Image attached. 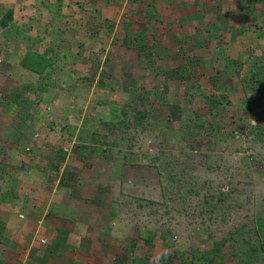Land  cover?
I'll return each instance as SVG.
<instances>
[{"label":"rangeland","instance_id":"1","mask_svg":"<svg viewBox=\"0 0 264 264\" xmlns=\"http://www.w3.org/2000/svg\"><path fill=\"white\" fill-rule=\"evenodd\" d=\"M119 8L110 20L81 18L74 34L19 39L20 51L45 50L33 66L49 63L39 74L21 64L17 84L0 88V220H23L3 235L18 247L6 239L0 250L19 264H64L40 260V250L24 257V242L55 243L56 231L76 240L62 253L73 264H194L193 253L217 242L213 264H239L235 248L264 264V250H252L264 238V96L245 81L254 70L264 76L258 7Z\"/></svg>","mask_w":264,"mask_h":264},{"label":"crops","instance_id":"2","mask_svg":"<svg viewBox=\"0 0 264 264\" xmlns=\"http://www.w3.org/2000/svg\"><path fill=\"white\" fill-rule=\"evenodd\" d=\"M135 1L139 0H0V44L5 47L2 48L0 52H5V55H3L2 58H4V61L6 62L4 63L5 69L0 72V84L4 83L3 80L7 83V86L2 84L3 86L1 87L0 85L2 91L1 93L5 91L7 92L10 87L12 89L14 85L17 84L15 82L17 80L15 78V70H19V67L22 66L21 61L25 58V55L27 56L28 53L39 55L45 54V50H38L37 52L31 46H26L22 51H20L21 47L24 46H22V44L20 45L19 39L25 38L27 41H30V39L35 41L33 37L41 36L43 35V32L52 33V35H62L63 32H65V29L69 31V34H74V30L77 29L79 24L78 21L81 20V18H90L97 23L103 19L110 20L111 16L108 15V12L116 13L118 6L121 8H119L120 10H125L127 8V4L134 3ZM247 1L251 3V5L258 7L256 8L258 18L264 19V0ZM261 5H263V7H261ZM121 12L122 11H120V13ZM250 12L251 9L249 10V13ZM23 89H25V87L17 91L19 92L18 94L21 98V92ZM13 91L15 92V90ZM7 113L9 117V113L11 112L8 110ZM9 126L10 124L6 127ZM17 218L18 217L14 216L11 218V215H8L4 221L0 220V243L3 244V241H6L7 239V243L11 245L10 249L18 247V244L13 242L14 238L9 236H7L8 238H5L4 240L3 235H5V231L10 229L12 225L20 226L23 220H20L19 218L18 220ZM54 219H48L47 222L52 220L53 224L55 221L56 225V219ZM62 226L67 228L64 225ZM51 232H53L54 238L58 240H56L55 243L48 242L46 238L45 243L37 241V245H33L32 240H29L27 244L24 242V245L27 248V251H24L25 259L29 256V250L33 249L40 250V260L46 257L48 260L53 262L56 258L54 261L55 263L62 262L64 264H73L74 261L71 260L72 258L63 257L62 253L66 251L70 254L74 247L73 249L69 248L71 245L67 244H74L76 243V240L73 239V236L67 235V232H62L60 234L56 231ZM30 235L31 234H29V237ZM20 237L23 236L20 235ZM66 239L70 240L67 241ZM21 241L20 243L23 246ZM51 246H54L53 249ZM56 246L59 248L56 249ZM87 249L89 250V247H87ZM3 250H0V252L2 251L1 253H3L0 255V264H19L17 257L16 259H13V257L8 255V251L6 252L5 249ZM77 258L79 260V257ZM90 262L91 259L86 263L90 264Z\"/></svg>","mask_w":264,"mask_h":264},{"label":"trees","instance_id":"3","mask_svg":"<svg viewBox=\"0 0 264 264\" xmlns=\"http://www.w3.org/2000/svg\"><path fill=\"white\" fill-rule=\"evenodd\" d=\"M139 40L140 41H139V44L137 45V47H139V50L142 52L143 51V45H141V44H142V41L144 40V38L141 37ZM33 58H34L33 53H28L27 56L25 55V58L22 59L21 64L23 66L29 68L31 71L39 74L47 66L46 64H47V62L49 63V60H47L45 64L33 66L32 65L34 62ZM177 74H179V72H177ZM245 81H246V85L249 86L250 89L254 88L253 89L254 92L256 90L257 93H260L261 95L264 96V76H262L261 71H259V70L252 71L251 74L247 77V79ZM28 89L29 88L23 89L21 94L22 95L25 94V91ZM15 94L16 93L9 94L11 96L10 104H12L13 106L16 105L15 103L19 102V99L14 98ZM9 95L7 96V99H9ZM22 98H23V96H22ZM20 99H21V97H20ZM206 99H207V103L212 108L214 106L215 97L208 96V97H206ZM33 138H36V137H34V135H33ZM26 148H27V151H29L31 146L29 145ZM4 195H5V193L3 194V196ZM0 238H1V236H0ZM150 238H151V236L147 237L146 241L149 242ZM133 243H134V239H131V246H133ZM222 245L223 244L219 243V242L214 243V246L212 247V249H210L209 251H206L205 253H202L199 256H197L196 254L193 253L191 255L190 262L194 263V264H213V262L218 261L220 258H222L221 253H220V246H222ZM255 249L264 250V238L261 240L260 246L252 247V250H254L256 252ZM248 252L244 251L243 249L235 248V249L231 250L230 255L232 257L238 258L239 264H247L250 260V257H251V252L250 253H248ZM141 263H143V260L141 261Z\"/></svg>","mask_w":264,"mask_h":264},{"label":"built area","instance_id":"4","mask_svg":"<svg viewBox=\"0 0 264 264\" xmlns=\"http://www.w3.org/2000/svg\"><path fill=\"white\" fill-rule=\"evenodd\" d=\"M0 60H1V58H0ZM37 136H38V133H35V134H34V137H37ZM26 149H27V148H26ZM40 242H41V243H45V242H46V239H45V238H41V239H40Z\"/></svg>","mask_w":264,"mask_h":264},{"label":"clouds","instance_id":"5","mask_svg":"<svg viewBox=\"0 0 264 264\" xmlns=\"http://www.w3.org/2000/svg\"><path fill=\"white\" fill-rule=\"evenodd\" d=\"M255 122V121H254ZM169 253L166 251L164 252L160 257H158L159 259H163L165 258Z\"/></svg>","mask_w":264,"mask_h":264}]
</instances>
